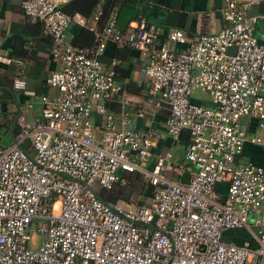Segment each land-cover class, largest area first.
Segmentation results:
<instances>
[{
  "label": "built area",
  "instance_id": "obj_1",
  "mask_svg": "<svg viewBox=\"0 0 264 264\" xmlns=\"http://www.w3.org/2000/svg\"><path fill=\"white\" fill-rule=\"evenodd\" d=\"M68 1L22 0L26 17L51 37L58 67L46 82L59 94L38 97L32 123L19 112L14 141L0 146V264H264V169L237 162L245 141H261L246 135L243 119L264 120V35L256 34L264 16L248 12L262 0H227L219 30L189 38L175 28L162 42L143 19L121 31L111 17L92 29L90 46L66 40L71 24L88 22L63 10ZM108 41L145 61L155 111L168 109L163 130L176 142L188 133L184 158L193 171L173 164L171 151L151 161L163 133L109 110L122 86L100 59ZM13 85L23 90L25 81ZM196 91L209 104L193 99ZM129 173L153 187L146 201L98 196ZM252 210L256 246L225 242L223 231L248 227Z\"/></svg>",
  "mask_w": 264,
  "mask_h": 264
},
{
  "label": "crops",
  "instance_id": "obj_2",
  "mask_svg": "<svg viewBox=\"0 0 264 264\" xmlns=\"http://www.w3.org/2000/svg\"><path fill=\"white\" fill-rule=\"evenodd\" d=\"M70 1L72 0L64 4L63 8ZM226 2L227 0H100L96 14L100 13L104 3V6L108 4L111 8L108 18L116 19L119 30L124 31L130 23L143 19L153 28L157 34V40L162 42L166 39L168 32L175 28L182 30L189 38L219 30L223 26L221 9ZM111 5L114 6L111 7ZM248 12L264 16V0L249 7ZM85 17L88 21L86 26L74 23L67 28L66 40L69 43L77 46L89 45V42L84 41V34L89 40L93 33L92 29L100 28L97 22L92 21L93 17ZM106 24L107 20L104 21L103 27ZM256 29V34L262 38L263 17ZM51 44V37L44 32L42 23L28 19L23 13L22 0H0V56L7 58L0 59V118L2 121L0 137L5 135L11 137V126L17 120L19 112L27 114L29 123L40 118L39 96L53 97L59 94L58 90L50 87L46 82L50 73L58 67V62L50 53ZM169 45L177 50L183 48L178 44ZM100 59L104 70H114V80L122 86V91L109 102V110L118 115L122 109H125L132 119V127L138 129L151 127L163 133L162 139L151 150V161L155 154L171 151L177 157L173 164L184 165L188 170L193 171V166L185 162L184 158L189 137L180 138L176 142L163 130L168 109L163 107L155 111L156 95L150 90L145 74V61L141 59L138 52L128 45H118L108 41ZM16 77L24 79L23 90L14 87L13 80ZM198 98H201L205 104H209L203 97ZM139 110L143 111V117L135 116L136 111ZM96 126L101 128V122H96ZM16 128L15 123L13 136ZM243 128L248 137L257 136L261 138V141L256 143L249 139L245 141L237 162L254 164L264 169V120L246 117L243 119ZM180 153H183V157ZM139 194L141 196V193ZM149 196L144 195V198H139L138 195L137 200L142 203ZM257 217V210H252L248 227L226 229L222 233V239L236 245L248 244L255 247L257 244L255 235L260 229V226L255 224Z\"/></svg>",
  "mask_w": 264,
  "mask_h": 264
},
{
  "label": "trees",
  "instance_id": "obj_3",
  "mask_svg": "<svg viewBox=\"0 0 264 264\" xmlns=\"http://www.w3.org/2000/svg\"><path fill=\"white\" fill-rule=\"evenodd\" d=\"M99 3L100 0H72L63 8V10L67 13H73L75 11H78L84 16L94 18ZM104 4L102 8L100 5L101 11L97 20V24L100 28L103 27L104 21L109 19L108 13H110L109 11L111 9L108 4H106L105 6ZM113 6L114 5H111V7ZM83 37H84V41L90 43V44L88 43L89 45L86 46H90L94 43L93 33H91V37L89 39L90 41L87 40L88 36H86L85 34ZM91 40H93L92 43ZM183 137H188V133L186 131H183L180 138ZM123 180H124L123 184H116L111 189H102L99 192L98 196L101 199L111 200L116 202L119 198H124L125 200H129L131 194L135 191L144 195H151V193L154 190L152 186H150L149 184L147 185V181L140 173L124 174ZM145 185H147V187Z\"/></svg>",
  "mask_w": 264,
  "mask_h": 264
},
{
  "label": "rangeland",
  "instance_id": "obj_4",
  "mask_svg": "<svg viewBox=\"0 0 264 264\" xmlns=\"http://www.w3.org/2000/svg\"><path fill=\"white\" fill-rule=\"evenodd\" d=\"M194 95L195 96H193V99H198V97H203L204 98V100H206L205 99V95L203 94V93H200L199 91H196L195 93H194ZM12 144V140H11V137L10 136H8V135H5L4 137H2V139L0 140V146H2V147H7V146H10ZM180 156L181 157H183V153H180ZM125 178V177H124ZM117 184H120V182H118ZM116 185V184H115ZM147 185H148V183H147ZM147 185H145L146 187H147ZM102 189H100L99 190V192L101 191ZM138 195H139V198H144V194H141V196H140V194H139V192H137V191H135V192H133L132 194H131V196H130V198H129V200H130V202H131V200L132 201H137V199H138ZM126 201H128V200H125L124 198H119L116 202H118V203H120V204H122V205H125L127 202Z\"/></svg>",
  "mask_w": 264,
  "mask_h": 264
},
{
  "label": "water",
  "instance_id": "obj_5",
  "mask_svg": "<svg viewBox=\"0 0 264 264\" xmlns=\"http://www.w3.org/2000/svg\"><path fill=\"white\" fill-rule=\"evenodd\" d=\"M233 48H229L228 52L232 51ZM15 123L16 121L13 122L12 126H11V140L12 142L14 141V138H13V134H12V131H13V128L15 126ZM24 147H28L29 146V141H26L24 144H23ZM189 177H190V173L189 171H185L181 177H180V181L183 182V183H187L189 181Z\"/></svg>",
  "mask_w": 264,
  "mask_h": 264
}]
</instances>
